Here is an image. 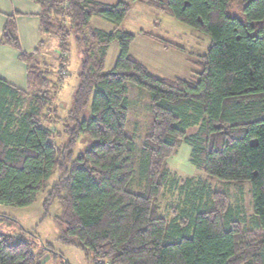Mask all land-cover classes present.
<instances>
[{
    "label": "trees",
    "instance_id": "trees-1",
    "mask_svg": "<svg viewBox=\"0 0 264 264\" xmlns=\"http://www.w3.org/2000/svg\"><path fill=\"white\" fill-rule=\"evenodd\" d=\"M32 1L40 5L34 51H21L14 15L7 16L0 37L18 51L27 71L26 89L0 78V204L32 205L57 173L44 211L59 204L61 241L89 252L94 264H264V0H133L210 37L197 80L158 77L130 54L135 35L119 25L131 1ZM93 17L116 28L94 27ZM53 37L59 40V71L68 70L70 39L80 59L60 144L48 116L58 84L35 62ZM112 43L119 53L104 71ZM128 84L149 97L151 121L138 153L136 127L133 134L127 130ZM83 137L91 143L75 156ZM181 142L190 148V163L208 177L250 183L253 215L243 229L259 232L258 239L246 241L236 218L240 206L233 208L226 192L200 180L189 189L191 178L176 186L167 159ZM167 187L169 198L179 201L168 206L176 213L172 219L160 213ZM32 245L0 233V264H42Z\"/></svg>",
    "mask_w": 264,
    "mask_h": 264
},
{
    "label": "rangeland",
    "instance_id": "rangeland-1",
    "mask_svg": "<svg viewBox=\"0 0 264 264\" xmlns=\"http://www.w3.org/2000/svg\"><path fill=\"white\" fill-rule=\"evenodd\" d=\"M126 1V0H125ZM133 1V0H132ZM140 2V1H139ZM238 0H235V3ZM143 3V2H141ZM145 4V3H144ZM152 8V7H151ZM238 8V7H237ZM152 12L145 14L152 16L151 24L142 18V21H132L130 14L126 15L124 22L126 21V27L131 32L135 31L136 24H142V29L148 31L150 34L160 36L167 42L172 40L178 41L184 44L186 52H188L192 59L187 61L189 67L182 71L179 77L191 78L197 80L199 78L200 66L199 61L201 60V55L205 54L208 46L210 44V37L198 32L193 27L180 22L179 20L171 17L170 15L164 13L163 11L152 8ZM230 15H234V12L229 11ZM102 21V20H98ZM57 22V20H56ZM57 26L56 24L54 25ZM135 33V32H134ZM137 37V36H136ZM135 38V37H134ZM134 41V40H133ZM132 41V43H133ZM70 48L69 53L66 56L69 57V62L64 74V68L59 71V40L53 37L50 41L44 42L39 54V58L35 62L40 64V71L46 72V78L57 85V97L53 104V107L48 111V116L53 119L54 128L56 133L60 135L58 139L56 138V143H64L66 141V135L64 132V121L62 119L65 117L67 111L70 109L72 104V97L75 88L78 83V72H79V54L76 45L73 43L72 39L69 40ZM131 43V44H132ZM133 55L136 56L148 70L151 72L162 76V74H177V71H181L179 68V63H175L177 66L173 69H167L166 62H164L165 56L169 52H164L156 42L153 40L148 46H141L139 44V38L134 42L132 48ZM115 50L111 49L108 57H106L104 71H107L109 66L113 64L116 59ZM128 96H129V121L127 123V130L133 134L134 127L136 131L134 133L135 147L137 153L139 152L140 145L142 142V137L145 134L148 125L151 121V114L149 111L148 103L149 97L146 91L136 88L134 85L128 84ZM89 115V106L83 112V116L87 117ZM136 123V126H134ZM91 143V140L83 137L77 141V145L74 149L75 156L80 152H83ZM190 148L184 142L178 145L175 154L171 155L167 159L168 169L171 171L173 177L178 181L176 186H182L186 182L187 178H191V184L188 186L195 187V182L200 180V185L209 183L212 190H221L227 193L232 207L235 205L240 206V213L236 215L242 223L238 225L243 232H245V239L254 241L259 238V232L248 231L249 221L253 215V205H252V195L251 186L248 181L243 182L238 185L234 182L221 181L216 178L208 177L203 171L196 169L189 160ZM57 173L47 182V188L37 196L35 202L28 207H15L6 204H0V233H9L15 236L18 240L21 237L24 240L32 242V247L36 253H41L40 261L42 264H94L91 259L89 252L74 246L73 244H66L61 241L62 229L64 228L63 223L60 221L61 207L57 202L53 203L46 213L43 208V201L46 197L47 191L53 180L57 177ZM208 184V185H209ZM168 186H171L168 183ZM177 187V195H178ZM134 188L138 189V183L135 180ZM176 188V187H175ZM167 192L159 199L160 213L164 215L167 219H172L176 213L170 211L168 206H177L178 202L176 199V193L174 192L175 198H169V192L172 189L168 187L165 189ZM161 197V196H160ZM207 197H203V202L206 203ZM169 209H167V208ZM226 206H224L225 208ZM179 213L180 211L177 210ZM177 213V214H178ZM12 217L13 221L9 218ZM237 225V224H236ZM247 229H243V228ZM25 229V230H22ZM97 264H108V261H98Z\"/></svg>",
    "mask_w": 264,
    "mask_h": 264
},
{
    "label": "crops",
    "instance_id": "crops-1",
    "mask_svg": "<svg viewBox=\"0 0 264 264\" xmlns=\"http://www.w3.org/2000/svg\"><path fill=\"white\" fill-rule=\"evenodd\" d=\"M96 1L113 5L119 1H125V0H96ZM126 1H131V7L126 15L130 14L132 21H136V22L138 20L142 21V18H144L147 21V23L151 24L152 16L151 17L148 16V18L145 16V14L148 15L147 13L152 12L151 10L153 9L150 6L141 3L139 1H132V0H126ZM39 12H40V5L32 0H0V37L7 16L14 15L16 28H17V36L19 39L21 51L25 53H32L40 40L39 16H38ZM125 18L120 23L119 28L135 35L134 41L129 48V52L134 58H136V56L133 55L132 48L137 38H139V44L141 46L144 45L148 46L149 43L153 40L154 42H156V44H158V46L162 48L164 52L166 53L169 52V54H167L165 58H161L164 59V62H166V66H165L166 71L169 68L173 69V67H176L177 63H179L178 67L182 68L181 71H177V74H167L168 72H165L166 74H162V76H159L149 70L152 74L161 78H167L171 80H175L177 78H181L185 80H195L191 78H184L178 76V74L181 75L182 74L181 72L184 71L187 67H189L187 61H190L192 59V56L188 52H186V49L184 48V46L186 45L181 44L180 42L174 40H172L171 42H167L160 36L150 34L148 31L143 30L141 28L143 23L136 24V28L134 31L135 33L131 32V30L130 29L128 30V28L126 27V21L124 22ZM99 19L102 21H98ZM91 24L94 27L101 28L108 32L113 31L116 28V25L107 22L99 17H93L91 19ZM111 49L115 50L116 55L118 56L119 46L117 43H112L108 48L106 57H108V54ZM203 55L204 54H202L201 56ZM106 57H105V62H106ZM115 61L116 59L114 60L113 64L109 66L110 68H108L107 70L113 67ZM104 67H105V63H104ZM0 78L6 80L7 82L19 88L26 89L27 87L26 65L21 60H19L18 51L9 45L2 44L1 42H0Z\"/></svg>",
    "mask_w": 264,
    "mask_h": 264
}]
</instances>
